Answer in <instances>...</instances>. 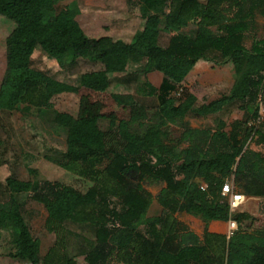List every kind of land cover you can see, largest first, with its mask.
Here are the masks:
<instances>
[{
  "label": "trees",
  "instance_id": "1",
  "mask_svg": "<svg viewBox=\"0 0 264 264\" xmlns=\"http://www.w3.org/2000/svg\"><path fill=\"white\" fill-rule=\"evenodd\" d=\"M62 1L0 0V16L15 24L6 40L0 112L52 110L58 95L82 89L103 94L114 80L116 87H124L158 72L163 75L158 89L149 82L138 87L142 94L157 97L151 115L133 94L112 95L119 108L131 111L133 123L147 118L156 123L136 133L131 122L111 116V135L100 127L103 103L89 96L81 97L78 117L55 113L53 124L66 135L61 166L89 181L90 187L86 192L58 182L34 187L8 178L7 199L0 200V237L3 231L12 233L10 257L31 264H80L79 257L83 264H264V230L253 231L258 218L241 209L232 214L222 195L225 182L232 181L235 192L263 200L264 214V129H245L249 120L259 117V101L264 104V38L246 46L248 37L258 33V17L264 18V0H179L174 8L171 0H139L144 26L130 43L110 36L90 38L77 20L76 5L44 22L43 13ZM192 22L197 23L196 33L188 36L183 29ZM162 30L170 34L166 47L160 43ZM38 47L61 69H73L81 60L102 68L82 74L79 87L60 82L33 67ZM200 61L231 64L236 79L228 93L198 106L184 85ZM131 67L137 70L130 72ZM235 107L245 113L232 131L219 119L215 131L187 126L178 145L169 142L170 123L190 115L226 114ZM251 137L260 150L247 146ZM145 184L165 186L157 196L163 209L159 216H148L154 199ZM31 191L32 200L47 210V232L56 237L43 257L41 242L25 219L26 204L17 198ZM182 213L206 224L235 220L239 229L228 239L206 228L201 238L182 228L176 217ZM243 223L250 225L245 228ZM67 224L94 230V238L84 239L85 247L75 255Z\"/></svg>",
  "mask_w": 264,
  "mask_h": 264
},
{
  "label": "rangeland",
  "instance_id": "2",
  "mask_svg": "<svg viewBox=\"0 0 264 264\" xmlns=\"http://www.w3.org/2000/svg\"><path fill=\"white\" fill-rule=\"evenodd\" d=\"M178 1L171 0L170 8H174ZM200 1L204 4L207 0ZM73 5L79 8L80 13L77 20L90 38L110 36L115 40L130 43L134 34L144 26L139 0H64L57 6L46 10L43 13V21H47ZM258 24V33L255 32L246 40L247 47L251 46L255 38H264V18L261 16L258 17ZM14 29L15 24L12 21L0 16V86L7 68L6 40ZM196 29L197 23L192 22L183 29V32L188 36H194ZM169 39L170 34L162 30L160 43L163 47L167 46ZM33 67L44 71L53 79L78 87L82 74L99 71L102 68L100 64L81 60L78 66L73 69H61L57 62L41 47H38L34 53ZM232 67L231 64L216 66L211 62H203L192 74L190 80L186 81L184 89L197 97L198 106L217 99L228 93L234 85L236 76ZM136 70V67H131L129 71L134 72ZM162 79L163 75L161 73L154 72L147 76H141L137 84L125 85L124 87H116V81L114 80L111 89L103 94L82 89L79 94L58 95L52 101V110L30 109L28 111L0 112V155L3 160V165L0 167V200L7 199L6 180L8 178L30 182L34 187L44 182H58L86 192L90 187L89 181L68 173L61 166L66 151V135L61 129L54 126V114L66 113L78 117L81 97L89 96L92 101H100L104 105V118L100 121L102 130L111 133V135L115 134L114 131H110L111 116H114L117 122L121 120L131 122V130L142 133L146 128L145 126H152L156 121L147 118V120L142 119L140 122L133 123L131 121V111L119 108L112 99V95L116 93L133 94L140 104L147 108L148 115H151L158 107L157 97L156 95L146 96L142 94L138 87L149 82L154 88L158 89ZM244 113L243 108L235 107L226 114H216L208 118H198L190 115L183 121L168 125L169 142L178 145L181 134L187 126L193 129L215 131L219 119L226 122V130L230 132L233 130L235 123L243 121ZM261 113L263 121L257 126L264 129V105ZM249 121L245 126L247 130L251 129L250 127L253 126L252 123L255 120L251 119ZM253 138H250L247 146L254 150H260L255 145L256 138ZM106 165L107 162L104 163L103 167ZM163 186L162 184L144 185L145 190L154 199L148 214L149 217L159 216L162 213L163 209L157 202V196ZM32 194L33 191L23 193L17 195V198L26 204L25 219L33 236L41 242V256L43 257L53 246L56 237L54 234L47 232L45 228L48 216L47 210L43 205L32 200ZM199 221L196 219L190 225L195 230L201 229L202 225ZM249 225V223H243L245 228ZM67 228L72 233L69 237V247L72 255L79 253L85 247L84 239L94 238V230L90 226L67 224ZM12 240L13 236L10 231L1 233L0 264H31L29 260L10 257V254L14 251ZM78 260L80 264H83L82 257H79ZM111 264L118 263L112 262Z\"/></svg>",
  "mask_w": 264,
  "mask_h": 264
},
{
  "label": "crops",
  "instance_id": "3",
  "mask_svg": "<svg viewBox=\"0 0 264 264\" xmlns=\"http://www.w3.org/2000/svg\"><path fill=\"white\" fill-rule=\"evenodd\" d=\"M203 62H205V61L198 62V64L194 68V70L188 76L187 80L188 79L190 80L192 74L195 73V70L199 66H201L203 64ZM230 182L233 185V182L232 181H230ZM164 187L165 186H163L162 188H164ZM238 193H240V192H238ZM247 198H248V202L245 205L242 206L241 211L251 213V214H253L254 216H256L258 218V221L255 223V225L253 227V231H257V230L263 231L264 230V214L261 213V209H262V205H263L262 201L263 200L258 198V197H247ZM176 217H177L178 221L180 222V224L182 225V228L185 231L192 232V233L196 234L197 236H199L201 238L203 237L206 228L208 229V231L210 233L218 234V235H225L226 231L228 229V222L215 221V222H210V223L206 224L200 218H196V217H194L192 215H189V214H186V213L177 214ZM196 219L200 220L199 222L202 225L201 229L195 230L190 225V223L192 221L196 220Z\"/></svg>",
  "mask_w": 264,
  "mask_h": 264
},
{
  "label": "built area",
  "instance_id": "4",
  "mask_svg": "<svg viewBox=\"0 0 264 264\" xmlns=\"http://www.w3.org/2000/svg\"><path fill=\"white\" fill-rule=\"evenodd\" d=\"M183 92V88L179 89L177 92V96H180ZM263 102L260 100L259 101V117L252 123L253 126L261 124L263 121V115L261 113V110L263 108ZM207 185L202 184L201 189L203 191L207 190ZM222 195L226 199L227 203L229 204L230 207V212L233 214L237 212L243 205H245L248 202V198L238 192L234 191L233 185L230 181H226L225 184L222 187ZM239 227L238 224L235 220H230L228 222V229L226 231V237L230 239L237 231Z\"/></svg>",
  "mask_w": 264,
  "mask_h": 264
}]
</instances>
